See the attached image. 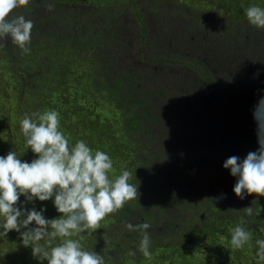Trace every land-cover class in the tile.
<instances>
[{"label": "rangeland", "instance_id": "obj_1", "mask_svg": "<svg viewBox=\"0 0 264 264\" xmlns=\"http://www.w3.org/2000/svg\"><path fill=\"white\" fill-rule=\"evenodd\" d=\"M49 4L54 5L51 11ZM253 4L264 8V0H30L14 10L12 15L33 20L34 28L30 54L22 55L10 40L0 48V156L13 150L22 161L36 158L26 149L19 122L24 114L55 109L70 145L82 139L94 151H105L113 159L115 174L125 165L133 173L130 183H137L135 168H147L146 161L159 164L168 175L177 166L186 168L187 161L194 167L190 172L184 169L187 184L176 182L172 222L166 215L171 207L167 202L129 201L147 209L152 226L162 228L161 233L148 230L153 259L138 251L142 237L137 231L115 223L121 209L101 221L94 233L81 234L83 247L100 253L105 264H264L255 255V241L264 239V197H236L237 178L222 166L230 156L243 159L258 148L253 109L264 96V52L259 55L253 48L259 33L264 41V29L247 21L245 9ZM92 28L100 29L99 34H111V29L120 43L88 46ZM127 39L131 43L124 46ZM111 55H124L145 73L140 83L148 89L145 106L154 105L150 107L157 110V124L128 133L121 103L104 88L90 85L94 78L103 81L102 62ZM204 92L209 95L196 106L195 99ZM114 95L127 97L125 90ZM161 147L163 160L158 157ZM211 171L219 174L216 196L206 194L205 183L197 181L203 177L207 182ZM184 176L176 174V179ZM150 186L155 190V184ZM221 194L226 198L215 203L212 198ZM21 205L45 208L48 219L60 215L52 199L25 203L21 196L17 206ZM247 206L261 209L259 215L245 217L242 209ZM242 219L252 240L235 250L230 229ZM173 222H178L175 230L170 229ZM130 249L135 256L127 254ZM0 264L47 261L34 257L20 234L10 231L0 234Z\"/></svg>", "mask_w": 264, "mask_h": 264}, {"label": "clouds", "instance_id": "obj_2", "mask_svg": "<svg viewBox=\"0 0 264 264\" xmlns=\"http://www.w3.org/2000/svg\"><path fill=\"white\" fill-rule=\"evenodd\" d=\"M29 3L30 0H0V48H5L10 40L21 49L22 55L30 54L34 22L25 15H12L15 9ZM47 8L51 11L54 5ZM245 15L251 26L264 29V8L250 5ZM253 119L258 148L243 159L230 156L222 165L230 170V176L237 178L233 192L241 200L245 195L264 197V96L254 106ZM19 123L26 149H31L36 158L22 161L13 150L0 156V229H3L0 234L19 233L22 244L47 264H105L100 253L83 247L81 234L94 233L108 215L122 209L127 202L138 200V184L129 182L133 173L125 165L115 174L109 154L99 149L94 151L82 139L70 145L69 138L61 131L60 114L55 109L24 114ZM21 196L25 203L52 199L60 215L48 219L43 215L45 208L37 211L35 207H18ZM225 198L221 194L212 200L219 203ZM242 210L245 217H251L259 215L261 209L254 211L252 206H247ZM245 224L242 219L230 229L232 249L240 250L252 240ZM125 227L132 232L140 231L138 251L144 258L153 259L148 231L151 225L127 222ZM53 241L57 242L53 245ZM255 245V255L264 261V239H257ZM127 254L135 256L136 251L130 249Z\"/></svg>", "mask_w": 264, "mask_h": 264}, {"label": "trees", "instance_id": "obj_3", "mask_svg": "<svg viewBox=\"0 0 264 264\" xmlns=\"http://www.w3.org/2000/svg\"><path fill=\"white\" fill-rule=\"evenodd\" d=\"M69 14L72 15V13H69ZM66 15L67 16H64V17L67 19L68 14ZM60 20H59V23H60ZM99 30L100 29H96V28H92L90 30V36H87L88 39H86L89 41L88 46L93 47L94 45L101 44L103 42L106 44H109V46L111 47H114L118 44L119 39L116 33H114L111 29H108L111 32V34H107L105 31L102 34H99ZM142 33H143V37H146L145 29ZM257 37H260L257 41H255V44H257L258 46L256 45L257 47L255 46V48L253 49L255 50L254 52L258 53L259 55H262L264 52L263 37L261 33H259ZM76 41L78 43L84 42V40H76ZM129 42L131 43V40L129 41V39H127V41L122 44L126 46L125 44H128ZM253 45L254 44H252V46ZM102 63H103V68H104L103 70L104 74L100 73L101 75L100 78H102L103 81H98L99 80L98 78H94L93 81L90 80V85L94 88H104V90L108 94H110L111 97L114 98L115 102L118 103L119 101L121 103L120 107L124 108L125 115L123 112H122V115H123V119L125 118V126H126L128 133H132V131H136V130H142L143 127L148 124H157V120L158 122L160 121L157 115V110L156 111L152 110L153 107H150L152 104L148 103L147 105L149 106L147 107L145 106L146 101H147L146 100L147 95H148L146 91L148 89L147 87H143V85L140 84L142 82L141 80L143 79V76H145V73H142L141 70L137 68V66L134 63L129 62V61L127 62L126 58H124V55L123 57L120 55L108 56L107 60H105ZM111 65L113 66L116 65L119 67L117 69L115 68L111 69L109 67ZM122 67H125V68L129 67L130 69L127 70ZM211 77H214V75L211 74ZM211 81H213L212 78L208 82H211ZM122 90L126 91L127 97L125 99H123L125 95L123 96L122 99H119L114 95V93L120 92ZM151 90L155 91V87L153 85L151 87ZM156 95H158L157 91H155L154 93V96ZM208 95L209 94L206 92H204L202 95H199L198 99H195L194 101L196 103V106L200 100L207 98ZM192 112L193 110L190 112L189 119L192 117L191 115ZM202 127L199 128L198 130L200 133L204 134V130L202 129ZM139 128H142V129H139ZM164 155H165L164 149L163 147H161V149L158 151L159 159L163 160L165 158ZM206 155L209 158H211L210 153H207ZM146 162L149 163L147 168L144 166H137L135 168L136 175H137L136 182L138 183V192H139L138 199L142 200L143 198H145L144 200L153 202V203H154V200L160 201L161 203L167 202L168 206L171 205V207H170V211L166 212V215L169 214V217L171 218V222H172L173 217H174V212H177L172 209L173 205L176 204V200H177L175 197L176 192L178 190V187H176V182L181 181L183 183L185 180H187L188 175L184 174V169H186L189 172L193 170L194 167L192 166V162L188 165L189 162L187 161V165L185 164V166H187L186 168L185 167L179 168L177 166L175 171L171 173L172 175H168V171L162 169V167L159 166V164H155L152 161H146ZM176 174L178 175L180 174V177H183L185 175L184 176L185 178L176 179ZM211 175L213 177L206 175V178L209 179L207 182L204 181L205 178L203 177L201 180L199 179L198 180L196 179V180L201 184L205 183L204 185L206 187L205 189L206 194H208L209 196L211 195L216 196L215 192L218 191L216 190V187L220 186L219 174L211 171ZM154 184L156 185L155 190L152 189V187L150 186ZM184 184H187V181H185ZM146 210L147 209L142 208L140 204L134 205L132 204V202H129L118 213L115 219V223L126 224L127 222H132L134 225L138 223H149L151 225V228L148 230L161 233L162 228L160 226H156V225L152 226V221H151L152 217L149 218L151 222H148L149 219L147 218V215L145 212ZM177 226H178V222H173L170 224V229L175 230ZM136 236L137 237L141 236V233L139 230H137ZM220 263H223V262H220ZM211 264H214V263H211ZM224 264H227V263H224Z\"/></svg>", "mask_w": 264, "mask_h": 264}]
</instances>
